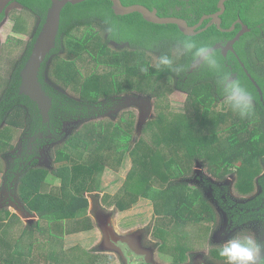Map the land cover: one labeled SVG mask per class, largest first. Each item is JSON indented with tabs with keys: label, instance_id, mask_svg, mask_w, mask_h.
I'll list each match as a JSON object with an SVG mask.
<instances>
[{
	"label": "trees",
	"instance_id": "obj_1",
	"mask_svg": "<svg viewBox=\"0 0 264 264\" xmlns=\"http://www.w3.org/2000/svg\"><path fill=\"white\" fill-rule=\"evenodd\" d=\"M135 1L138 0H124V3L130 5ZM19 2L25 8L37 14L38 19L41 18L39 27L45 24L46 17L53 5V0H19ZM231 2H228V4ZM244 2L242 0L240 3H236L241 7V13L244 12L245 22L249 24L251 31L234 44L235 51L226 49L225 44L237 32H223L213 27L196 36H187L180 32L176 24L151 23L145 20L140 13L126 16L117 15L110 0H85L77 3H67L61 10L59 30L61 31V37L66 35L68 52L65 56L57 57L54 60L55 66L53 68V73L56 74L59 83L63 85L64 89L75 83L77 85L80 84L82 72L79 61L85 53L94 57L99 65L115 64L113 66L115 70L112 69L101 74L93 72L89 77L85 78L91 81V84L87 93L88 100L84 104L63 94L54 96L53 108L76 112L78 107L83 106L91 114H97L102 111V107L99 106V104H102V96L110 95L111 90L114 91L112 92L114 95L115 93L119 95L130 91L134 87L133 79L137 76L138 68L145 67L148 69L146 72L147 83L152 91L162 96L163 92L160 90L164 86L162 84L167 77H172L176 87L185 91L191 98L190 107L193 109V115L181 114V116H175V119L172 118L169 121V116L163 114L161 120H154L147 124L148 133L153 129L154 136H151L153 138L151 144L155 145V147L164 148L168 152L165 155L176 161L182 173L192 175L193 157L195 156L201 159L204 167L208 168L213 176L219 175V178L223 177L228 166L239 158L244 159L243 163L247 168L256 169L255 171L258 173L264 172V99H261L259 89L252 80L253 78L257 82L264 98V15H260V11H253L259 7L257 8L252 0H250V5L248 3L244 4ZM3 17L4 14H0V22ZM235 18L236 16L229 19L232 21ZM230 20L225 21L227 26L230 25ZM19 30L24 31L23 29ZM99 32H109L111 38L122 32L123 37L132 42L130 50L125 49V51H120V54L113 57V59H107L108 42H104L101 39ZM185 37H190L197 42L211 44L224 70L245 84L254 98V111L250 116L241 119L229 107L226 111L218 110L222 98L218 94L214 74L207 69L193 67L190 57L177 56L176 42L178 39ZM117 38L120 40L119 36ZM164 40L166 44H163ZM136 44L149 48L151 54L158 53V60L155 59V62L157 61L156 65L159 57L162 54H167L174 60L175 65H183L184 71L177 75L166 66L157 68L156 65L151 63L152 59H149V52H145L144 49L134 48L137 46ZM30 46L29 43L28 47ZM28 47L26 52L29 55L31 47ZM28 55L24 57L25 60ZM96 63L95 69L97 67ZM114 71H117V73L114 74ZM20 83L21 74L20 69L17 68L12 73L9 85L8 92L10 91L9 95L11 97L8 95L2 101V106L5 103H11L12 105L14 103L6 120L15 127L24 125L25 114V107L21 105L25 101H18L16 97L22 96L26 100L27 106L33 107L35 104L28 96L19 93ZM2 119L0 117V120ZM121 119L122 121L124 120L123 117ZM133 123L134 120L131 119L128 121L127 127L131 128ZM152 124L154 125L152 126ZM122 125L121 123L114 125V132L112 135L105 136L103 144L97 143L98 145L92 146V143L87 145L84 144L81 135H72L69 138L70 140H68L67 146L63 145L57 149V159L60 161L70 159L73 154L81 158L86 151H91V161H93L91 166L94 167L93 169L102 170L107 162V156L113 152L110 149L114 148V156L108 162L111 164L115 159V162L118 160L117 164H113L114 167H117L122 161L123 155L117 158L116 150L126 148H120L121 146L114 144L115 141L113 142V140L114 137L118 139L122 132L127 131ZM168 125L169 129L166 130ZM162 131H165L163 136ZM170 131H175L178 138L175 139L174 143L176 145L173 150L172 148L166 149L171 144L169 141L170 136L168 135ZM179 139L182 140V145H180ZM163 143H165V147ZM150 149L137 146L131 151L134 169L129 173L126 186L129 180H132L127 187L131 188V184H133V190H136V194L142 192L144 197L151 199L154 203L156 214H162L164 201L168 197L180 194V208L174 214L176 220L180 222L187 221L182 212L191 213L194 208L198 209L191 215L201 217L206 210L213 214L210 204L200 190L196 189L188 205L183 206L185 187L178 186L169 180H167L168 184L165 188L156 187L152 184L151 178L145 175H148L150 170H153L154 167L157 168L159 163H162L161 159L157 161L155 159L156 163L151 164L153 156L156 158L159 156L164 159L169 157L163 156L160 150H156L158 156L152 155L149 152ZM0 150H2L1 144ZM183 150H185V154L178 158V153ZM169 152H171V155H169ZM204 162H206V165ZM71 172L72 166L67 164L58 168L57 176L61 179L62 190L61 195H54L40 192L39 188L42 182L47 181L49 176L53 175L49 168H28L22 175L21 180L24 199L28 202L30 210L37 211L41 215L52 213L57 221L76 218L87 210L89 206L88 198L80 191L72 193L69 189L72 181ZM88 173L90 171H85V174ZM137 175L140 176L139 181L133 178ZM207 183L208 181L205 180L204 184ZM259 184L261 185V190L264 191V173L259 178ZM130 190L128 189L123 199L118 202L120 209L130 207L138 198L137 196L132 198ZM262 193L254 198L247 199L245 203L243 201V203L234 204L236 206L232 208L233 214H235L232 217L234 222H242L243 218L247 217L248 214L253 216L251 220L257 218L260 213L264 214V195ZM14 217L16 216L14 215ZM212 217L214 221L215 216L213 215ZM196 220L199 221L200 219L196 218ZM41 228V223H35L25 227L21 234L2 229L0 232V264H36L38 261H35V257L38 258L39 255H43L49 264H83L82 262L79 263L76 258L72 259L74 255L70 256L69 252L66 254L65 250H63V243L60 240L61 237L51 232V227L47 228L49 231L45 236L47 242H43L42 238L40 240L33 238V235L35 236ZM155 230L157 234L159 229ZM169 234L170 231L166 235ZM171 235H176V233L171 232ZM75 257L77 256L75 255ZM144 264L150 263L146 262ZM170 264L180 263L179 261H174Z\"/></svg>",
	"mask_w": 264,
	"mask_h": 264
},
{
	"label": "rangeland",
	"instance_id": "obj_2",
	"mask_svg": "<svg viewBox=\"0 0 264 264\" xmlns=\"http://www.w3.org/2000/svg\"><path fill=\"white\" fill-rule=\"evenodd\" d=\"M4 14H5V17L0 27V41H1L0 82H1V79L4 77L5 79L7 78L9 79L10 78L9 75L11 76V74L17 68H19L22 73L23 69L25 68V66H23L25 63L24 57L28 55L26 52V48L28 47L29 43L31 45L30 54H32V52H34V49H35L33 46V42L35 41L36 36L39 33L41 35V32H45V30L49 32V28L47 27L48 23L47 24L45 23L43 24L42 27H39L40 25L39 21L41 18L38 19V16L36 14H34L28 9L23 8L18 3L11 4L6 10H4ZM260 15H264L263 9L260 11ZM60 19H61V15H60ZM19 29H23L24 31H21ZM60 32L61 31L59 30V35H58V39L56 42L57 43L56 46L59 47L58 55H65L68 52V47L66 44L67 38L66 39L62 38V41H60L61 40ZM99 33L100 35L106 34L105 32H99ZM117 36H119L122 46L120 45V43L117 44L116 41H113L114 44H111V46L109 45V50H107L108 51L106 53L107 59L108 58L113 59V57H116L118 54H120V51H125V49L130 50L131 48V46L129 47L128 45H132V42L128 40L126 37H123L122 32L118 33L116 37ZM163 44H166L165 40L163 41ZM137 46L138 47H135V48L139 50L144 49L145 52H149L148 53L150 56L149 59H152L151 63L153 65H156L157 61L155 62V59L158 60V53L151 54V50L149 48L142 47V45L140 44ZM54 47H55V44L49 47L50 50L45 55H43L42 60L46 57V55L49 52L51 53L53 51L54 53L55 51ZM29 55L26 58V61L29 60ZM50 60L48 62V65L50 66L49 71L52 72V66H51ZM94 61L96 63L95 58L89 55L88 53L83 54L79 61L80 64L77 62L80 65L81 72H82V77H80V84L77 85V83H75L74 85L68 87L67 89H64L63 85H61L58 81V83L61 86L60 87L58 85L59 88L64 89L67 94L69 95L72 94V96L78 99L88 100L87 93H88V89L90 88L91 81L85 78L89 77L93 72H97L101 74L103 72H107L112 69L115 70V67H113L115 66V64L113 65L100 64L99 65L97 63H96L97 67L95 69ZM41 63L42 61L40 62V65ZM39 69H40V66H39ZM140 69L141 67L138 68L137 76L133 79L134 87L131 88L130 91L122 94V95H126V94L138 95L140 97L139 102L137 100L136 103L128 102L127 104H125L126 102H124L123 99L116 100L120 98V96L116 93L114 95V93H112L114 91L111 90V92L109 93L110 95L102 96L101 102L104 103L105 99H108L109 101L116 100L115 103L113 104L115 106L114 108H116L114 111L108 112L106 116H102L99 119L98 118L93 119L91 123H86L85 121L82 122L81 119H77L75 122H73V120L70 121L69 124H67L66 126L68 133L64 135L65 131L64 133L62 132L61 135L59 136V140L66 139L67 136L71 135L73 132H75L78 129L82 130L81 132H84V133L85 132L89 133L91 129L94 130V132L90 134V138H93L92 141L97 140V137L105 138V136L108 135V132L111 130V128L112 127L114 128L115 123L120 121L121 124H123L122 127L127 130L128 121H130L131 119L135 121V116H136V124H135L136 129L132 131V137H133L132 141L133 142L131 141V144H134V145L136 144L134 147L139 146L142 148H151L149 152L152 155L153 154L157 155L156 150H160L161 153L165 157H169L168 155H165V153H168V152L164 150V148L162 147L160 148L159 146L155 147V145L151 144L153 142L152 140L153 138L151 136H154L153 129L150 130V132L148 133L149 129L147 128V124H150V122L154 120H161L163 114H166L167 116H169V121L172 118L175 119V116H181V114H187V116L193 115V109L190 107L191 98L189 95L185 93V91L180 90L175 87V83L172 77L166 78L165 82L162 84L164 86L160 89L163 92L162 96L159 95L158 93L150 89L147 83V74L146 72H142ZM39 73L40 72L38 70L37 77H39ZM116 73L117 71H114V74ZM45 77H46L47 84H52V82L54 83V81H52L51 79V73L48 74V72H46ZM54 77L57 78L55 73H54ZM21 79H22V74H21ZM38 82L40 84L41 89L45 92L44 87L41 81L39 80V78H38ZM1 94H2V91H0V95ZM227 108L228 106L224 103L223 99H221L220 105L218 106V110L226 111ZM116 114L121 115V118L123 117L124 120L123 121L119 120V118L115 117ZM116 118H117V121H116ZM87 124H91V127H87V129H85L86 128L85 125ZM153 125L154 124H152V126ZM167 129H169V125L166 126V130ZM12 130L10 133V139L13 141L18 134V130H16V128H12ZM165 131H162V136ZM5 134H6L5 130H2V133L0 132V139H4ZM168 135L170 136L169 141L171 144H169L166 149L172 148L173 150L174 146L176 145L174 143L175 139H178V138H177V135L175 134V131L174 132L170 131ZM134 139L136 142H134ZM103 141H101L100 143L103 144ZM179 141H180V145H182L183 144L181 143L182 140L179 139ZM4 143H5V140H0L1 146L4 145ZM20 145L21 144H18V147ZM163 146L165 147V143H163ZM29 149L30 148L28 147V148H25L23 151L24 152L30 151ZM110 150H112L113 152H111V155L107 156V162L105 163V166H108L110 167L109 169H111V170H108L107 173L109 175L110 174L113 175L115 174V172L121 171V168H122L121 164H122V161H124V159H121L122 161L117 165V167H114L113 164L114 163L117 164L118 160L115 162L116 160L115 159L111 164L108 162L109 159L112 156H114L115 149L112 148ZM132 150L133 149H131V151ZM52 151L55 152L54 144L49 147L43 146L42 148V152L47 153L46 156H49V155L51 156L53 154ZM127 151L128 150L123 151L122 149L116 150V152H119L120 154L125 155V156L127 155ZM7 154L8 153H5L4 155H2L3 161L0 159V166H1L0 172L5 171V170L3 171L2 168L6 164L5 162L6 159H8L9 157H13L11 156V154L9 155ZM184 154H185V150L179 152L177 156L178 158H180L181 155H184ZM169 155H171V152H169ZM158 157L156 158L155 156H153L151 164H154V162L156 163V161L160 159V157L159 158ZM117 158H120L118 154H117ZM131 158H132V154H131ZM128 160L126 159L125 162ZM84 161L85 160H83L82 162ZM82 162H79V163L83 165L86 164L85 162L84 163ZM243 162H244L243 158H239L236 161L232 162L227 168L223 177L221 178H219V175L213 176L209 172L208 168L200 167L199 165L200 161L197 162V164H194L191 174H194V176H196L195 169L198 166L197 175L206 177L210 180V182H212L210 184L211 186L213 185L212 188L210 189L205 188V194H206L205 196H206V199L211 202L215 210L216 211L218 210L220 212V217L218 218L219 224L218 223L213 224L210 221L209 222L205 221L204 223H201L200 225H196L195 223H189L188 225H186L185 226L186 228H188L189 230H191L192 232L196 234L195 237L189 234V232H185L184 226L183 227L180 226L181 232L176 233L175 235L176 237L168 236V239L164 243L163 237L157 235L155 233L156 231L155 229L158 226H163L164 229H169V227L172 224L177 226V222L173 219L171 223L165 226L162 225V222H163L161 221L162 217L159 218V215L157 216L156 211L155 212L147 211V214L145 213V216L146 217L148 216L147 217L148 219L144 223L150 224L153 222L152 224L154 225L153 227L155 228L154 232H152V235L148 231H142L141 232L142 234H139V235L133 234L129 238H126V236H124L123 238H121L120 236L114 238L110 235H107L108 233L107 231H113V230L109 226L105 228L104 222L107 220L108 221L116 220V222H120V224H122L121 216L123 215V213L119 214L117 218L116 217L112 218L109 214L101 215L100 212H98V215H97V214H94V212L92 211H89V212L86 211V215L84 214L81 218L77 220H73V221L69 220L68 222H65V223L54 221V219H52L53 217L51 216L52 217L51 224H50V226H52L51 232L53 233L57 232L58 234H61L62 237H64V238H60V240L63 243L62 244L63 250H65L66 254L69 252L70 256L74 255L72 259L76 258L78 259L77 261L79 263L82 262L83 264H144L146 263V261L148 262L153 261L156 263L160 261H164V263L166 264H168L170 261L172 262L180 261L184 264H224V261L213 260L212 257H210L211 256L210 248L213 246H216L215 245L216 243L221 244V242L226 240L229 236H231L235 232L234 228L238 227L237 225L238 222L234 223L232 226L230 224V221L232 219L231 214H233L234 211L232 210V213H231L229 209V204H228L229 201H232L231 199H233L232 205L234 206L235 203H243V201L245 203L247 199L254 198L255 196L260 195L262 192H263L262 194L264 195V191L261 190V185L259 184V178L262 176L264 172L258 173L255 171L256 169L247 168V166L244 165ZM59 164H60L59 166H61V163ZM126 169L128 171L124 170V166H123V173L126 175V178H128L129 173L131 172V170L134 169L133 163H128V166H126ZM95 170H97V168H95ZM148 175L150 178L156 177V175H153L151 173H149ZM224 177L226 179H224ZM138 178H140V176H138ZM161 178H162L161 176L157 175L158 180ZM157 179L153 178L151 179L152 180L151 182L154 181L153 183L155 184V182H157ZM114 181L115 180H113L112 183ZM125 183H124V186H125ZM110 184H111V181H108V186H110ZM160 184L161 183L157 182L155 185L159 187ZM124 186L122 188H124ZM60 189H62V184H61L60 179H57L55 183L48 182L45 188L43 187L44 191H50V192H53V191L59 192ZM218 194L220 196H217ZM263 195H262V198H263ZM6 197L7 196L5 193L1 195L0 206L7 205ZM11 201L9 200L10 205L12 204ZM153 206H154V203H153ZM235 207L236 206H234V208ZM14 208L16 209L18 207H14ZM8 211L10 212V210ZM9 212H7L6 210V214ZM182 213L184 215V212ZM100 215L102 216L101 220L98 218ZM2 216L3 214L1 213L0 218ZM248 217H253V216L249 215ZM20 220L22 221V219ZM92 220L94 223L99 220L98 223L100 224L97 223L98 225H96V227L94 225V227L91 228V230L90 229L87 230L88 227L90 226V225L88 226V224ZM21 221H20V227L23 228ZM247 225L252 228L249 232L254 233L255 236L259 239L258 233L264 234V214H260L257 218L250 220L249 223H246V226ZM41 227H42L41 230L38 231L35 234V236L33 235V238H37L38 240L42 238L43 242H47L45 236L49 233V231L47 230L49 225L46 223V221H43L41 223ZM115 227L118 228V225H116ZM210 227H211V232H212V227H214V229L212 232L211 244L209 245L210 241L208 242L206 238L210 235ZM163 228L160 230V233L162 232V230H164ZM203 228L205 229V232H204L206 234L205 238L201 232ZM138 230H141V229H138ZM102 235L104 236L103 238H102ZM98 238H100L101 240L103 239L101 245L103 249L109 248L110 249L109 251H111L110 253L109 252L108 253L95 252V251H98L97 248H96L97 250H95V245H94L97 242ZM149 239H151L152 241ZM115 241L119 242L120 247L124 246L126 248H120L119 250H116L117 248H115V245H114ZM155 242H158L161 244L158 247H156ZM217 245L220 246L219 244ZM159 247H161L162 255H160L159 251L157 250V248ZM75 255L77 257H75ZM162 257L164 258L161 259ZM211 259L213 261H211ZM35 261H38V263L36 264H49V262L43 257V255H39L38 258L35 257ZM210 262H213V263H210Z\"/></svg>",
	"mask_w": 264,
	"mask_h": 264
},
{
	"label": "crops",
	"instance_id": "obj_3",
	"mask_svg": "<svg viewBox=\"0 0 264 264\" xmlns=\"http://www.w3.org/2000/svg\"><path fill=\"white\" fill-rule=\"evenodd\" d=\"M0 43H1V41H0ZM20 74H21V71H20ZM9 77H10L9 79L7 78L8 80L5 79V77L2 78L1 82H0V91H2V94L0 95V108H1L0 117L3 118L2 120H0V132L2 133V130H5V132H6L4 139H0V140H5L4 145H2V150H0V159L2 161H3L2 155H4L5 153H8L7 155L13 154V152H14V150H12L13 147H16L17 149H19L20 146L18 147V144L22 143L23 132H24L23 128L25 127V124H26L27 118H28V108L32 111V108L30 106H27L26 102H24V105L21 104L22 106L25 107L24 125L22 127H15L13 125H10L7 122L6 117L10 113V109L14 105V103H13V105L11 103H5L2 106V101L5 99L6 96L9 95V92H10V91L8 92V90L10 88L9 85H10L12 74H11V76L9 75ZM20 86H22V79H21ZM20 94H25V93L20 91ZM25 95L28 96L27 94H25ZM70 96L74 97V96H72V94H70ZM119 96H120V98H118L116 100L123 99L124 102H126L125 104H127L128 102L136 103L137 100L139 102V99H140V97L138 95H134V94H126V95H119ZM9 97H11V95H9ZM16 99L18 101L22 100L21 97H19V96H17ZM101 103L102 104H99V106L102 107L103 111H100L98 113V115L95 117L84 116V117L80 118V116L74 117V115H69L67 117H63L61 125L58 126V128H59L58 131H60L61 133L62 132L64 133V131H65L64 135H66L68 133L66 126H67V124H69L70 121L73 120V122H75L77 119H81L82 122L85 121L86 123H91L93 119H95V118L99 119L102 116H106L108 114V112L114 111L116 109V108H114L115 106L113 105V103L111 104V106L112 105L113 106L109 109L106 108V106L104 105L103 102H101ZM21 105H19V106H21ZM115 117L119 118V120H122L121 115L116 114ZM117 118H116V121H117ZM4 120H5V123L3 124ZM118 123H121V122L118 121L117 123H115V125ZM135 124H136V116H135V121H134L131 128H128L126 132L125 131L122 132L123 135L121 134V136L118 139H117V137L116 138L114 137V140H113V142L115 141L114 144L120 145L121 146L120 148H126V149H122L123 151L124 150H128V151H127L126 156L123 155L124 161H122V164H121L122 165L121 171L115 172V174H113V175L112 174L109 175L107 173L108 170H111V169H109L110 167H108V166H105L102 170L93 169V167L91 166V164L93 162V161H91V155H92L91 151H86L81 158L76 157V154H73V155H71L70 159H64L61 161L57 159V149L62 147L63 145L67 146L68 140H70L69 138L72 135H81V138L83 139L84 144H87V145H91L92 143H93L92 145H95L97 143L100 144V142L104 140V137L95 136V137H97L98 141L97 140L92 141L93 138H90V134L92 132H94V130L91 129L89 131V133L88 132L84 133V132H81L82 130L78 129L75 132H73L71 135L67 136L66 139L58 140L54 144L55 152L52 151L53 154L50 156V160L48 161L47 164H45V166H43V167L49 168V170L52 172L53 175H50L49 179L47 181H44L40 184V186H39L40 192H44L47 194L61 195L62 189H60L59 192H55V191L50 192V191H44L43 187L45 188V186H46V184H48V182H54L55 183L56 180L59 179V177L57 176L58 168L60 167L59 163H61L62 167L65 166V164H67V165L72 166V172H71L72 181L70 182L69 189L72 191V193L80 191L82 194H84L88 198V201H89V206H88L87 210L83 211L81 215H78L76 218H73V219H67L65 221H58V222H64L65 223V222H68L69 220H71V221L77 220V219L81 218L84 214L86 215V211L87 212L92 211V212H94V214H97V215H98V212H100L101 215L109 214L112 218H114V217L117 218L119 214L123 213V215L121 216V223L122 224H120V222H116V220H114V221L113 220H111V221L107 220L104 222L105 225L104 224L103 225L105 228H107L109 226L113 230V231H107L109 233V234L107 233V235H110L114 238H116L118 236H120L121 238H123L124 236H126V238H129L133 234H136V235L142 234L141 233L142 231H148L152 235V232L155 229L153 227L154 225L152 224L153 222L150 224L144 223L148 219L147 218L148 216L146 217L145 213L147 214V211L155 212V208L153 206L152 200L144 197L142 192H138L136 194V190H133L134 189L133 184H131V188H128L127 186L130 185V181L132 182V180H129V182L127 183V186H126L125 182L128 181V178H126V175L123 173V166H124V170H127L126 166H128V163H133V160L131 158V149H133L136 144L135 145L131 144V141L133 140L132 131H134L136 129ZM85 127H86L85 129H87V127H91V124H87V125H85ZM12 128H16V130H18V134L15 137L16 140L14 139L13 141L10 139V133H11ZM113 132H114V128L112 127L111 130L108 132V135H112ZM134 142H136L135 139H134ZM131 145H132V147H131ZM117 154H118V156L122 155L119 152H117L116 157H117ZM126 159L127 160L130 159V160L125 162ZM160 159H161L160 161L162 163L160 164L159 162H157V163H159V166L157 168L154 167V169L150 170L148 172V174L151 173L153 175H156V177H153L156 179H157V175L162 177L159 180L157 179V182L161 183L159 186L160 188H165L167 186V184H168L167 180L168 179L170 182H174L178 186L185 187L186 192H185L184 199H183V206L188 205V203L190 202V200H191L193 194L195 193L196 189L200 190L201 193H203L205 196L206 195L205 194V188L210 189L213 187V185L212 186L210 185L212 182H210V180L208 178L197 175L198 166L195 169V171H196L195 175L196 176H194V174L185 175L184 173L181 172L176 161L174 159H172L171 157L166 158V159H164V158H160ZM195 159H197V160H195ZM83 160H85L84 161L86 163L85 165L79 163V162H82ZM193 161H194V164H197V162L200 161V163H199L200 167L204 168V165L202 164L203 162L197 156L193 157ZM5 162H6V164L2 168L3 171L4 170L5 171L0 172V198H1V195L3 193H5L7 196L6 197L7 198V205L0 206V214L1 213L3 214V216L0 218V232H1V229H3V230H11V231H14L15 233L18 232L19 234H21L23 232L22 230L25 228V226L29 227L31 225H34L35 223H42L43 221H46V223L49 225L48 228L52 227V226H50L51 220L54 219V221H57L55 219L54 215L52 213H46V214L41 215L37 211L30 210V208L28 206V202L25 201L23 191L21 190V188H23L21 177L19 178V175H17V177L15 179H13V177L7 172L9 159H6ZM84 162H82V163H84ZM204 164L206 165V162H204ZM78 167H81V168H78ZM87 170L90 171V173L85 174V171H87ZM5 173H7V174H5ZM146 176L149 177V175H146ZM133 178H135V180L139 181L138 175L133 177ZM153 178H151V179H153ZM11 179H13V180H11ZM224 179H226V178L224 177ZM113 180H115V181L112 183ZM205 180L208 181L207 184H204ZM108 181H111L110 186H108ZM101 182H102V184H101ZM153 182H152V184H154ZM157 182H155V184ZM124 183H125V186H124ZM123 186H124V188H122ZM128 189H131L130 194H131L132 198H134L136 196L138 198L136 199V201H134L132 203V205L130 207H127L126 209H120L118 207V204H119L118 202H120V200L123 199V197L126 194V191H128ZM173 196L174 197H168L164 201V208L162 210L163 211L162 214H157V216L159 215V218L162 217L161 221H163L162 225H164V226L171 223L173 221V219L177 222V226L172 224L169 227V229H164L163 226H158L156 228L157 230L159 229L158 230L159 232L157 231V235L162 236L163 240L164 239L167 240L168 236L174 237L175 235H171V232H175V233L181 232L180 226L185 227L189 223H195L196 225H200L201 223H204L205 221H207V222L210 221L213 224L218 223V218L220 217V212L218 210L216 211L215 208L212 206L211 202L207 199L206 200L208 201V203L210 204V206L213 210V214H210V212H208L206 210V212L204 214H202L201 217H198V215H191L192 213L196 212V210L198 209V208H194V211L191 213L184 212V217L187 218L186 222H182V221L180 222V221L176 220V218L174 217V214L180 208V206H179L180 194H175ZM217 196H219V195H217ZM205 198H206V196H205ZM9 200L10 201L12 200L11 205L9 204ZM231 200L233 201V199H231ZM232 201H229L228 204L232 205ZM107 203L111 206H109ZM14 207H18V208L15 209ZM6 210H7V212H9L8 210H10V212L6 214ZM14 215L16 217H14ZM101 215L98 217L100 220L102 218ZM213 215L215 216L214 221H213V217H212ZM248 216H249V214L247 215V217L243 218L242 222H238V221L234 222L233 221V223L238 222L237 223L238 227L234 228L235 232H237V231L249 232L252 229L248 225L246 226V223H249L251 220V217H248ZM196 218L200 219V220L198 221V220H196ZM20 219H22V221H24V222H22ZM40 219H42V220H40ZM169 219H171V220H169ZM94 220H95V218H94ZM20 221H21V224L23 225V228L20 227ZM26 221H27V223H26ZM98 221H96L94 223L92 220L88 224V226L89 225L90 226L88 227L87 230H89V229L91 230V228H93L94 225L96 227V225L100 224V223H98ZM230 224H231V226L233 225L231 221H230ZM116 225H118V228L115 227ZM162 228L164 230H162V232L160 233V230ZM114 229H115V231H114ZM138 229H141V230H138ZM213 229H214V227H212V232H213ZM169 231H170V234L166 235ZM185 232H189V234H191L193 237L196 236V234L194 232H192L191 230H189L186 227H185ZM201 232L205 238V236H206V234L204 233L205 229L203 228ZM212 232H211V227H210V235L206 238L208 242L210 241L209 245L211 244ZM55 233L58 235V237L64 238V237H62L61 234H58L57 232H55ZM103 237L104 236L102 235V238ZM258 237H259V239H261L260 241H262L264 238V234L258 233ZM102 240L100 238H98L97 242L94 244L95 250L98 249V251H95V252H103V253L109 252L110 253L111 251H109L110 250L109 248L103 249V247L101 245ZM149 240H151V239H149ZM116 243H118V244H116ZM160 244L161 243L155 242L156 247H158ZM217 244L220 245V243H216L215 244L216 246H213L210 248V255H211L210 257H212L213 260L224 261L223 258H221L218 255L217 249L219 248V246ZM114 245H115V248H117L116 250H119L120 248H126L124 246L120 247L119 242H116V241H115ZM97 246H99V247H97ZM157 250L159 251V254L162 255L161 254V247L157 248ZM163 258L164 257H162L161 259H163ZM146 262L150 263V264H166V263H164V261H160L157 263L153 262V261L152 262L146 261ZM170 263H172V261H170L168 264H170ZM179 263L184 264L180 261H179Z\"/></svg>",
	"mask_w": 264,
	"mask_h": 264
},
{
	"label": "flooded vegetation",
	"instance_id": "obj_4",
	"mask_svg": "<svg viewBox=\"0 0 264 264\" xmlns=\"http://www.w3.org/2000/svg\"><path fill=\"white\" fill-rule=\"evenodd\" d=\"M220 1L221 0H138L132 4L144 5V6L148 7L151 11H156L157 14L160 16H166V17L173 16V17L183 18L191 26L198 24L204 16L212 15L210 18H205L202 25L196 31H199L200 29L203 30L209 24H211L206 29H204L202 32H205L209 28H213V27L216 29H220L223 32H237L236 35L239 32L243 31L245 33L242 36H244L246 33L250 32L251 27L249 26V24H247L245 22V17L243 16L244 12L241 13V9H240L241 7L236 3V2L240 3V1H242V0H235V1L227 0V1H225L224 2L225 8L222 11L220 8ZM230 1H232V2L230 4H228V2H230ZM244 1H245L244 4L248 3L250 5V0H244ZM252 2L259 7V8L257 7L258 9H254L253 11H256V12L261 11L264 8V0H252ZM13 3H18L23 8H25L19 2V0H12L11 2H9L7 4V6L5 7L4 10H6ZM122 3L125 4L124 0H122ZM25 9H27V8H25ZM4 10L1 12V14H4ZM218 12H221L219 14V18H220L219 23L217 21V17L216 18L214 17V14H216ZM135 13H138V12H135ZM131 14H133V13H131ZM122 16H126V15H122ZM235 16H236V18L233 19L232 21L229 19V18H234ZM4 17H5V14H4ZM4 17H3V20H4ZM142 17H143V15H142ZM3 20L0 22V27H1V23L3 22ZM226 20L231 21L229 26H227V24L225 23ZM234 24H235V26L233 28ZM238 26H240V28H238ZM180 32H182V31H180ZM105 33L106 34H102L100 36H101V39L103 41L108 42V46L109 45L111 46V44H114L113 41H116L117 44L120 43V45L122 46V43L120 42L121 40H119L117 37L111 38L109 36V32H105ZM39 35H40V33L36 36V39L33 42V46L38 41ZM58 35H57V38L55 40V47H54L55 51H54V53H53V51L51 53L49 52L46 55V57L44 58V60L42 61L41 65H40V69H39L40 73H39V77H38L39 80L41 81L43 87H44L46 95L51 100V107L49 110V115H48V118L45 119L43 117L41 111H40L38 104L31 99L35 104L33 107H31L32 111L28 108V118H27V122L25 124V127L23 128L24 132H23L22 143H21L19 149H17L16 147L12 148V150H14V152H13V154H11V156H13V157L8 158L9 162H8L7 172L13 177V179H15L17 177V175H19V178L22 177V175L25 173V170L27 171V169L30 167H43V166H45V164L48 163V161L50 160V155L46 156L47 153H43L42 148H43V146L49 147V146L55 144L59 140V136L61 135L60 134L61 132L58 131L59 130L58 126L61 125L63 117H67L69 115H74V117L80 116V118H82L84 116L95 117L98 115V113L97 114H91V112L88 109L87 110L84 109L83 106L78 107L76 112L67 111L66 109H55V108H53L54 96H56V95L59 96V95H63V94L70 96L69 94L66 93V91L64 89L59 88L60 84L58 83V79L56 77H54V73H53V70H54L53 68L55 66L54 60H56L57 57H63L66 55V54L65 55H58L59 47L56 46ZM194 36H196V35H194ZM62 38L66 39V35H63L61 37V41H62ZM259 38H260V36H259ZM231 40H228L226 42V44H225L226 49H228V44ZM128 46L130 47V45H128ZM228 50H231V49H228ZM231 51H233V50H231ZM30 55H29V58H30ZM49 60L51 61L52 72L49 71V67H50L48 65ZM26 62L27 61L25 60V63ZM46 72H48V74L51 73V79H52V81H54V83L52 82V84H47L46 77H45ZM19 89H20L19 90V93H20L21 86H19ZM119 95H122V94H119ZM72 98L77 99L82 104L87 102V100H81V99H78L75 97H72ZM21 99L26 102V100L22 96H21ZM115 101L116 100L109 101L108 99H105L104 105L106 106L107 109H109L112 107L111 104L112 103L114 104ZM23 105H24V103H23ZM102 111H103V109H102ZM4 123H5V120L3 121V124ZM28 147L30 148L29 149L30 151L24 152L23 150L25 148H28ZM13 179H11V180H13ZM233 207H234L233 205H231V206L229 205V209H230L231 213H232ZM260 214H262V213H260ZM234 216H235V214H231V218ZM233 221L234 220L231 219L232 224H234ZM262 241H264V238ZM211 261H213V260H211ZM210 263H213V262H210Z\"/></svg>",
	"mask_w": 264,
	"mask_h": 264
},
{
	"label": "clouds",
	"instance_id": "obj_5",
	"mask_svg": "<svg viewBox=\"0 0 264 264\" xmlns=\"http://www.w3.org/2000/svg\"><path fill=\"white\" fill-rule=\"evenodd\" d=\"M175 47L178 57H190L193 67L207 69L214 74L219 96L235 114L241 119L252 114L254 111L252 93L241 80L234 78L224 70L211 44L185 37L178 39ZM160 66H166L177 75L184 71L183 65H175L174 60L167 54H162L159 57L156 67ZM140 70L148 71L145 67H141ZM217 251L218 255L223 258L224 264H264V241H260L251 232L237 231L233 233L221 242Z\"/></svg>",
	"mask_w": 264,
	"mask_h": 264
},
{
	"label": "water",
	"instance_id": "obj_6",
	"mask_svg": "<svg viewBox=\"0 0 264 264\" xmlns=\"http://www.w3.org/2000/svg\"><path fill=\"white\" fill-rule=\"evenodd\" d=\"M12 0H0V14L5 9L7 4L11 2ZM85 0H53V5L50 8V11L48 13V17L46 19V24L48 23L49 32L45 30V32H41V35H39V39L34 45V52H32L29 60L25 64V68L22 71V86H21V92H24L30 98L35 101L40 110L42 115L45 119L48 118L49 110L51 107V100L46 95V93L41 89L40 84L38 82V70L40 66V62L43 61V55H45L49 50L50 46L55 44V39L59 32V25H60V15L61 10L63 7L68 3H77ZM112 1V7L114 12L117 15H128L131 13L138 12L143 15L144 19L148 22L155 23V24H176L182 33H184L187 36H194L202 33L203 30L200 29L199 31H196L203 23L205 18H210L212 15L204 16L202 20L194 25L191 26L185 19L180 17H173V16H160L157 14L156 11H151L148 7L141 5V4H131V5H125L122 3V0H110ZM227 0H221L220 1V8L221 11L224 10V2ZM221 12H218L214 14V17H217L218 23L220 22L219 14ZM235 24L233 25L234 28ZM246 27V26H245ZM46 29V28H45ZM53 31V32H52ZM245 32H239L228 44V49H231L234 51L233 45L239 40V38L244 34ZM253 82L256 84V86L259 89V92L261 94V99L263 100L262 96V90L257 84V82L252 78Z\"/></svg>",
	"mask_w": 264,
	"mask_h": 264
}]
</instances>
